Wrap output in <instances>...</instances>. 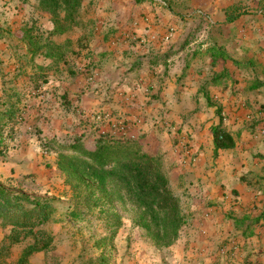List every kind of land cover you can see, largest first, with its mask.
<instances>
[{
  "label": "crops",
  "instance_id": "obj_1",
  "mask_svg": "<svg viewBox=\"0 0 264 264\" xmlns=\"http://www.w3.org/2000/svg\"><path fill=\"white\" fill-rule=\"evenodd\" d=\"M233 4L221 0L214 26L195 39L192 30L169 39L162 28L140 25L122 30L119 43L110 39L92 48L111 93L104 104L83 97L85 109L119 111L139 118V126L146 118L147 148L166 153L172 183L183 186L189 218L174 249L180 264H264V15L229 22ZM183 34L188 45L180 43ZM141 36L148 44H131ZM213 46L240 66H213ZM223 69L225 78L213 84ZM219 110L236 147L215 157L212 128L221 124ZM158 129L165 131L157 136ZM54 159L52 169L38 173L39 184L54 183ZM8 233L0 227V245ZM44 257L36 254L31 263Z\"/></svg>",
  "mask_w": 264,
  "mask_h": 264
},
{
  "label": "trees",
  "instance_id": "obj_2",
  "mask_svg": "<svg viewBox=\"0 0 264 264\" xmlns=\"http://www.w3.org/2000/svg\"><path fill=\"white\" fill-rule=\"evenodd\" d=\"M87 1L36 0L37 12L49 16L52 29L43 32L36 20L30 18L15 34L11 29L6 31L17 42L13 64L0 69V163L9 158L24 135L47 140L44 126L52 122V111L78 112L74 100H82L86 85L94 83L100 73L101 60H96L97 54L84 34L67 37L63 42L54 40L81 28L82 10ZM127 1L142 6L156 0ZM236 9L237 6L227 9L229 22L237 18ZM0 35H4L2 28ZM210 53L213 66L234 61L223 47L213 46ZM234 63L240 66L239 62ZM226 73L223 69L213 84L225 78ZM80 77L86 85L78 84ZM217 116L221 124L212 128L215 157L220 151L236 147L234 135L222 126L220 110ZM99 118H108V114L94 112L87 120H80L78 126L85 130L76 134L69 144L57 147V172L64 176L65 185L85 194L87 208L98 211L106 221L102 222L105 235L92 236L87 241L98 255L90 258V252L82 254L81 264H114L113 246L123 221L110 206L124 199V194L139 209L136 226L145 230L158 248L173 247L189 217L172 187L164 157L147 148L146 134L130 136L115 125L101 131ZM109 122L112 123L111 119ZM47 165L48 170L52 169V164ZM15 184L9 178L0 183V227L9 231L0 245V264H32L34 255L50 257L58 250L56 237L48 228L55 208L48 199L13 191L10 186ZM18 247H21L20 255L12 261L13 249Z\"/></svg>",
  "mask_w": 264,
  "mask_h": 264
},
{
  "label": "rangeland",
  "instance_id": "obj_3",
  "mask_svg": "<svg viewBox=\"0 0 264 264\" xmlns=\"http://www.w3.org/2000/svg\"><path fill=\"white\" fill-rule=\"evenodd\" d=\"M233 1V6H237L234 12L236 17L264 15V0ZM220 2L221 0H156L154 4L145 3V9L140 11L127 0H117L116 3L111 0H88L82 10L81 28L76 29L75 33L56 37L54 40L63 42L67 37L76 38L84 34L93 48L95 44L109 42L110 39H114L112 42L114 44L119 43V39L124 37L118 35L122 30L140 25L156 27L154 30L162 28L169 39L178 31L192 30L195 39L200 31L214 26L213 12L217 10ZM164 3L171 9H168ZM153 13L156 16L150 18ZM30 18L36 20L39 30L43 32H48L52 28L49 16L37 12L36 0H27L25 3L22 0H0V28L4 32L3 36L0 35V69L13 64L12 58L16 57L14 48L17 41L15 42V38L6 31L11 29L15 34ZM186 42L183 34L180 43L186 44ZM131 44L146 45L148 37H135ZM78 84L84 86L87 83L80 77ZM86 86L84 98L92 96L102 104L108 101L111 88L104 83L100 73L94 83ZM83 97L80 102L74 100L78 112L66 113L59 109L52 111V122L44 126L45 135H48L47 140L43 137L24 135L10 152L9 158L2 162L1 184L9 178L17 183L15 186H10L13 191L48 199L55 208L54 217L48 228L56 237L58 250L50 257L37 259L35 264H81L82 254L90 252L88 255L90 258L98 255V252L89 246L88 239L92 236L101 238L105 235L102 225V222H106L105 217L98 215V211L92 212L87 208L84 202L85 194L74 192L66 186L65 178L59 172L54 174L55 181L50 186H44L37 181L38 173L48 171L47 164L51 166L53 159L57 158L58 145L69 144L76 134L85 130L78 126L80 120H87L94 115V112H99L98 109L93 112L87 111ZM100 112L105 113L103 110ZM106 113L108 118L98 119L101 131L110 130L115 125L130 136H140L147 130L146 118L139 126V118L127 119L124 114L113 110ZM164 131L156 130L157 136L162 135ZM52 138H56V141L51 140ZM161 141L158 138V143ZM158 155L164 157L165 165L171 172L172 166L168 163L166 153ZM172 187L187 210L186 195L181 191L182 184L174 183ZM110 208L121 215L123 221V227L113 246L114 264H180L175 262V245L168 249L158 248L147 236L146 231L136 226L139 209L129 197L124 194V199L116 201ZM20 251L21 247H18L12 252V261L18 258Z\"/></svg>",
  "mask_w": 264,
  "mask_h": 264
}]
</instances>
